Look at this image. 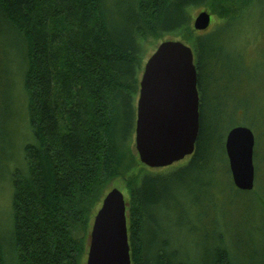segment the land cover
Masks as SVG:
<instances>
[{
	"label": "trees",
	"instance_id": "obj_1",
	"mask_svg": "<svg viewBox=\"0 0 264 264\" xmlns=\"http://www.w3.org/2000/svg\"><path fill=\"white\" fill-rule=\"evenodd\" d=\"M254 1L0 0V118L4 107L19 108L21 97L28 131L23 171L13 169L9 179L10 224L0 225V264H82L92 217L117 179L127 194L131 264H264V203L262 223L251 234L216 226L214 234L182 243L161 224L172 207L196 235V210L203 201L209 211L216 206L212 181L219 177L237 193H252L234 187L224 149L227 131L243 125L221 128L225 120L244 118L241 106L227 109L232 92L248 86L230 66L242 65L238 44L231 38L217 44L208 29L195 31L191 10L204 6L219 24L240 25ZM168 36L181 38L194 54L195 150L163 170L139 162L142 169L127 177L139 161L132 147L146 44ZM5 135L0 178L14 163Z\"/></svg>",
	"mask_w": 264,
	"mask_h": 264
},
{
	"label": "water",
	"instance_id": "obj_2",
	"mask_svg": "<svg viewBox=\"0 0 264 264\" xmlns=\"http://www.w3.org/2000/svg\"><path fill=\"white\" fill-rule=\"evenodd\" d=\"M211 14L199 11L192 28H209ZM199 94L193 50L177 40L162 41L147 59L139 81L134 144L147 168L172 166L193 155L199 128ZM254 135L235 126L225 136L224 149L234 187H254ZM124 195L110 189L102 199L90 229L85 264H131Z\"/></svg>",
	"mask_w": 264,
	"mask_h": 264
},
{
	"label": "rangeland",
	"instance_id": "obj_3",
	"mask_svg": "<svg viewBox=\"0 0 264 264\" xmlns=\"http://www.w3.org/2000/svg\"><path fill=\"white\" fill-rule=\"evenodd\" d=\"M201 10L209 11L211 14V21L213 23H210L207 31H209L208 34H212V37L217 44H222L230 38L238 44L235 48L238 49L240 53V61L242 65H240V62L237 61L230 64V66L234 67V70L237 69V78H240V81L248 80V86L243 88L242 91L232 92L231 95L233 96L229 102L230 107L227 109L231 110L234 107L241 106L238 108L237 112L241 113L240 115L243 114L242 117L244 118L239 116V118H237V122L235 120H225L221 128L226 131L233 125H243L252 131L254 135L253 166L255 175L254 187L251 191L252 193L250 194L237 193L233 191V189H230L229 182L226 178L221 180L219 177L218 181H212V191H215L218 201L216 206L210 205V210L212 212L209 211L207 207L205 209V205H203L204 201L200 205L199 209L196 210L198 214H200V218L197 219L196 222V227L198 229L196 235L190 234L186 229V217H183L181 213L171 207L168 212L169 214L166 216L165 220L161 221V224L172 231L171 238L173 241L178 239L182 243L196 236L203 237L212 235L215 232L216 226L217 232H219L220 229H223L228 233L230 231H236L251 234V227L262 223V219L260 218H262V205L264 203V0L254 1L250 9V16L247 18L248 20L240 25L237 23L219 24L221 20L217 17V14L212 9H208L204 6H199L191 10L192 20ZM215 24L216 26H213ZM241 28H244V31L239 32ZM171 38L172 37L168 36L164 37L162 40H172ZM162 40L148 41L145 49L146 53L143 59V67L147 59L153 54ZM177 41L184 43L181 38H178ZM230 51H232V49ZM6 88L7 86H5L2 91L6 90ZM10 91H12V95L14 96V89H10ZM212 94H214V91L211 90V92H209L206 96L210 112L212 108ZM224 95L223 85H221L219 89V96L221 100L225 99ZM18 99L17 105L19 108H13V99V104L11 106L4 107L1 113V116L4 117L0 118V130L3 129L5 131H0V133H4V135L6 133L5 142L10 140L9 143H11V148H8V152L12 153L14 156V163H12L8 169L3 171V175L0 178V225H3V227H8L10 224L12 193L11 186L9 184L10 175L12 174L13 169H17L20 172L23 171V147L28 140L26 121L24 112L21 108V106H23V102L21 97ZM246 101H250L249 105L247 107H243V105L246 104ZM255 101L257 102L255 103ZM243 112H246L247 115L245 114V116ZM8 113H10V115H8ZM132 148L134 154L138 158L135 150L134 136ZM142 167L143 166L139 163V161L136 162V165L127 177L136 175ZM163 169L164 168H159L155 171ZM112 188L120 190L124 197H127L123 180L117 179L113 181L110 185V189ZM216 190L218 194L216 193ZM256 199H259L258 202ZM182 205L186 206V203H183ZM100 206L101 203L99 208ZM216 208L220 210L213 212ZM96 212L97 211H95L92 217V221ZM3 229L4 231H7V228ZM204 233L209 234L204 235ZM89 234L90 232L87 237V247L89 244ZM85 262L86 255L82 260V264H85Z\"/></svg>",
	"mask_w": 264,
	"mask_h": 264
}]
</instances>
